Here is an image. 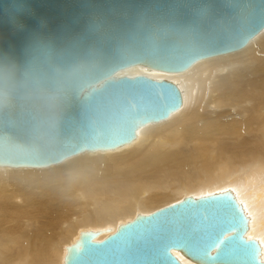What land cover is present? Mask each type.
<instances>
[{
	"label": "water",
	"instance_id": "95a60500",
	"mask_svg": "<svg viewBox=\"0 0 264 264\" xmlns=\"http://www.w3.org/2000/svg\"><path fill=\"white\" fill-rule=\"evenodd\" d=\"M263 28L264 0H0V166L43 168L131 143L179 110L182 96L167 80L118 71L182 72ZM220 193L138 214L102 240L83 231L63 264H183L174 251L203 264L185 245L239 219ZM243 215L242 239L259 255L234 252L224 264H264Z\"/></svg>",
	"mask_w": 264,
	"mask_h": 264
},
{
	"label": "bare ground",
	"instance_id": "6f19581e",
	"mask_svg": "<svg viewBox=\"0 0 264 264\" xmlns=\"http://www.w3.org/2000/svg\"><path fill=\"white\" fill-rule=\"evenodd\" d=\"M116 75L172 82L182 106L114 150L43 168L0 166V264H63L83 231L102 240L138 214L225 191L264 261V28L243 48L182 72L136 65Z\"/></svg>",
	"mask_w": 264,
	"mask_h": 264
},
{
	"label": "snow or ice",
	"instance_id": "6c2138e0",
	"mask_svg": "<svg viewBox=\"0 0 264 264\" xmlns=\"http://www.w3.org/2000/svg\"><path fill=\"white\" fill-rule=\"evenodd\" d=\"M219 195L225 196L233 205V212L239 219L236 223L228 227H222L220 231H209L203 238L195 237L185 248L189 255L199 256L203 264H224V259L234 252H241L244 255L251 254L252 256L259 255V246L256 245L254 249H249L242 239L243 232L247 230V220L244 218L243 209L236 204L234 197L230 192L225 191ZM235 230V231H234ZM224 232H233L236 240L239 241L241 247H237L233 237L228 239H221ZM230 241H233L230 243ZM255 244V240L250 241ZM215 250V251H213ZM254 264H259L258 260Z\"/></svg>",
	"mask_w": 264,
	"mask_h": 264
}]
</instances>
